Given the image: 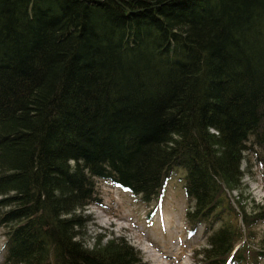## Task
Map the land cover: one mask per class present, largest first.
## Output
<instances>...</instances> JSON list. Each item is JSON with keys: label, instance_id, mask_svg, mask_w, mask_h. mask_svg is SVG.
<instances>
[{"label": "trees", "instance_id": "trees-1", "mask_svg": "<svg viewBox=\"0 0 264 264\" xmlns=\"http://www.w3.org/2000/svg\"><path fill=\"white\" fill-rule=\"evenodd\" d=\"M251 155L264 179V0H0V264H142L83 211L178 167L201 264H263L264 203L229 197Z\"/></svg>", "mask_w": 264, "mask_h": 264}, {"label": "rangeland", "instance_id": "rangeland-1", "mask_svg": "<svg viewBox=\"0 0 264 264\" xmlns=\"http://www.w3.org/2000/svg\"><path fill=\"white\" fill-rule=\"evenodd\" d=\"M244 172L240 189L229 194L238 210L237 199L247 210L254 202L264 203L263 170L251 155L242 162ZM185 170L178 167L161 197L156 194L150 203L105 181H98L102 204L91 205L83 211L89 220L78 234L91 247L98 241L104 244L112 237L124 239L140 251L142 264H201L196 251L205 243L203 226L194 233L185 219L189 207L183 188ZM155 208L152 215L148 213ZM264 223L256 226L261 232ZM6 228L0 226V258ZM264 264V263H263Z\"/></svg>", "mask_w": 264, "mask_h": 264}]
</instances>
